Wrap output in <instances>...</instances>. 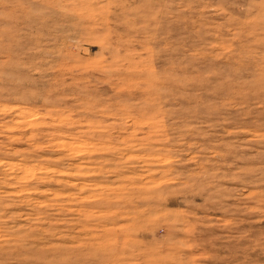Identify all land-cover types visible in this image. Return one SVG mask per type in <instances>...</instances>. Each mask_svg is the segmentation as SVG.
Instances as JSON below:
<instances>
[{"label": "rangeland", "instance_id": "374dc122", "mask_svg": "<svg viewBox=\"0 0 264 264\" xmlns=\"http://www.w3.org/2000/svg\"><path fill=\"white\" fill-rule=\"evenodd\" d=\"M0 264H264V0H0Z\"/></svg>", "mask_w": 264, "mask_h": 264}]
</instances>
